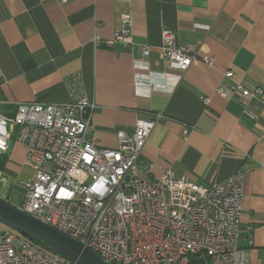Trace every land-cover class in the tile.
<instances>
[{
	"label": "crops",
	"instance_id": "obj_1",
	"mask_svg": "<svg viewBox=\"0 0 264 264\" xmlns=\"http://www.w3.org/2000/svg\"><path fill=\"white\" fill-rule=\"evenodd\" d=\"M125 17L132 45L106 44ZM164 30L195 59L184 73L171 72L181 76L172 91L136 95V62L146 61L153 77L165 73ZM226 83L263 89L256 119L242 114L230 90L216 92ZM82 93L94 105L89 135L99 148H115L118 131L130 134L137 120L161 115L141 155L152 179L171 170L208 184L241 170L238 246L248 264H264V0H0V115L12 117L23 103L65 104ZM0 167L7 178L0 198L17 206L34 170L15 136Z\"/></svg>",
	"mask_w": 264,
	"mask_h": 264
},
{
	"label": "built area",
	"instance_id": "obj_2",
	"mask_svg": "<svg viewBox=\"0 0 264 264\" xmlns=\"http://www.w3.org/2000/svg\"><path fill=\"white\" fill-rule=\"evenodd\" d=\"M105 43L132 45L127 17ZM162 45L165 73L153 77L146 61L136 62V95L172 91L181 76L171 72L184 73L195 59L192 48L178 44L169 31L162 32ZM204 63L211 65L213 57ZM232 76L227 71L224 80ZM225 88L242 114L256 119L263 89L226 83L216 92L223 95ZM93 109L82 93L65 104L23 103L12 117L0 115V159L15 136L34 170L15 208L76 240L104 264H248V253L238 246L243 172L208 184L171 170L152 179L151 165L142 163L141 155L161 115L137 120L130 134L118 131L115 148H99L89 135ZM6 182L0 167V187ZM0 264L70 263L0 224Z\"/></svg>",
	"mask_w": 264,
	"mask_h": 264
},
{
	"label": "water",
	"instance_id": "obj_3",
	"mask_svg": "<svg viewBox=\"0 0 264 264\" xmlns=\"http://www.w3.org/2000/svg\"><path fill=\"white\" fill-rule=\"evenodd\" d=\"M0 224L34 241L46 252L70 264H104L76 240L35 220L0 198Z\"/></svg>",
	"mask_w": 264,
	"mask_h": 264
},
{
	"label": "trees",
	"instance_id": "obj_4",
	"mask_svg": "<svg viewBox=\"0 0 264 264\" xmlns=\"http://www.w3.org/2000/svg\"><path fill=\"white\" fill-rule=\"evenodd\" d=\"M17 233V232H16ZM20 235V234H19ZM20 236H22V235H20ZM24 237V236H23ZM25 238V237H24ZM26 239H28V238H26ZM32 244H35L36 246H38V244H36L34 241H32V240H30V239H28Z\"/></svg>",
	"mask_w": 264,
	"mask_h": 264
},
{
	"label": "rangeland",
	"instance_id": "obj_5",
	"mask_svg": "<svg viewBox=\"0 0 264 264\" xmlns=\"http://www.w3.org/2000/svg\"><path fill=\"white\" fill-rule=\"evenodd\" d=\"M15 232V231H14Z\"/></svg>",
	"mask_w": 264,
	"mask_h": 264
}]
</instances>
